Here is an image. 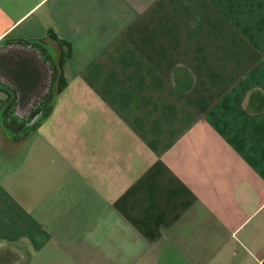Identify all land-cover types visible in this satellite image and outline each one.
<instances>
[{
    "label": "crops",
    "instance_id": "0c3cea01",
    "mask_svg": "<svg viewBox=\"0 0 264 264\" xmlns=\"http://www.w3.org/2000/svg\"><path fill=\"white\" fill-rule=\"evenodd\" d=\"M19 41L58 71L26 132L0 83V264H264V0H0Z\"/></svg>",
    "mask_w": 264,
    "mask_h": 264
},
{
    "label": "flooded vegetation",
    "instance_id": "af4514ba",
    "mask_svg": "<svg viewBox=\"0 0 264 264\" xmlns=\"http://www.w3.org/2000/svg\"><path fill=\"white\" fill-rule=\"evenodd\" d=\"M56 55L36 41L0 45V83L5 93L2 124L7 128H31L52 105L57 74Z\"/></svg>",
    "mask_w": 264,
    "mask_h": 264
},
{
    "label": "trees",
    "instance_id": "16d2710c",
    "mask_svg": "<svg viewBox=\"0 0 264 264\" xmlns=\"http://www.w3.org/2000/svg\"><path fill=\"white\" fill-rule=\"evenodd\" d=\"M62 87H63V85H60V86H58V88L56 89V91L58 92L60 89H62ZM49 109H50V105H49V107L47 108V110H46V112H45V114H44V116L46 115V113H48L49 112ZM43 116V117H44ZM40 121V120H39ZM39 121H38V123H39ZM37 123V124H38ZM32 128V127H31ZM30 128H26L25 130H23V132H26V131H28Z\"/></svg>",
    "mask_w": 264,
    "mask_h": 264
}]
</instances>
